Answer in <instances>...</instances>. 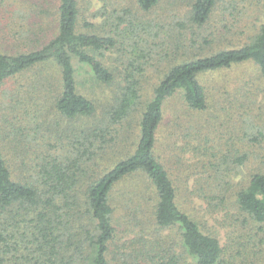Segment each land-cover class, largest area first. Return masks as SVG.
<instances>
[{"label":"trees","instance_id":"trees-1","mask_svg":"<svg viewBox=\"0 0 264 264\" xmlns=\"http://www.w3.org/2000/svg\"><path fill=\"white\" fill-rule=\"evenodd\" d=\"M189 1V21L196 30L207 28L220 12V25L229 32L239 29L237 46L174 61L147 102L135 88V76L127 75L124 92L98 119L97 104L80 92L78 78L85 74L100 84H114L116 77L101 58L115 49L116 41L95 33L87 21L82 27L89 31L79 29L78 0H57L52 7L36 3L7 20L1 12L7 0H0V264H111L119 233L112 193L132 176L143 184L137 188V203L127 206V224L153 203L154 234L137 222L140 232L120 247V264H264V153L235 144L222 158L208 153L212 156L202 160L203 171L192 172L197 177L188 184L192 195L211 210L223 207V218L232 219L222 243L182 207L183 188L172 180L157 148L165 104L177 93L190 111L202 113L210 103L221 109L222 118L240 122L233 126L240 132L238 140L249 137L247 116L252 117L254 104L242 103L237 111L235 95L221 103L202 81L249 66L264 82V0ZM162 2L137 0V5L150 13ZM130 17L152 25L137 14ZM246 18L252 21L241 24ZM135 20L125 30L135 32L140 23ZM257 21L261 25L251 28ZM251 78L244 88H253ZM134 113L140 114L135 150L112 169L95 171L99 153L116 143L113 130L118 133L117 126ZM258 129L248 139L251 144L261 143L264 133ZM238 174L248 177L247 185L232 184Z\"/></svg>","mask_w":264,"mask_h":264},{"label":"rangeland","instance_id":"rangeland-1","mask_svg":"<svg viewBox=\"0 0 264 264\" xmlns=\"http://www.w3.org/2000/svg\"><path fill=\"white\" fill-rule=\"evenodd\" d=\"M36 3L52 7V4H57V0H7L2 4L4 8L1 9L2 17L4 20L10 19L13 13L19 10L28 11ZM191 3L192 1L189 0H163L152 12L144 13L139 9L137 0H78L81 17L79 29L82 32H88L89 30H85L82 24L83 21L90 22L96 27L95 33L112 37L117 44L115 49L106 52L101 58L105 66L114 73L116 77L114 84L110 86L100 84L85 74H80L78 78L80 92L97 104V118L100 114L104 118L103 113L111 108L113 99L124 92L127 75L135 76L137 80L135 88L141 94L143 102H147L154 88L162 81L174 61L181 63L187 59L237 46L239 29L235 30L236 33L234 30L229 32L224 25H220V12H217L207 28L196 30L189 21ZM130 14H137L139 18L142 16L152 25L142 26L141 22L130 17ZM253 16L252 14L251 18ZM251 18H246L247 22L243 21L241 24L248 23ZM130 20H135V24L139 23L135 32L125 30V28L132 29L128 26ZM228 20L233 23L234 18L228 16ZM260 23L257 21L251 28L260 26ZM151 28L155 30L152 31ZM207 44L210 46L206 47ZM254 73V68L244 66L236 70L208 75L202 81L208 91L215 90L212 97L215 100L219 99L221 103L224 98H232L235 95L238 102L234 104V107L237 111L242 103L254 104L250 106L253 109L252 117L247 116L250 118V126L248 125L250 134L245 140H238L240 132L233 129V126L240 123L239 121L234 122L226 120L225 117L222 118L221 109L217 110L211 106V103L202 113L190 111L182 93H177L166 102L164 122L159 133L158 154L166 165L172 180L183 188L182 207L205 232L216 233L222 243L225 242L227 231L232 229L230 227L232 219L223 218L225 215L223 207L217 211L209 209L204 201L192 195L193 186H188V184H193V180L197 178L192 176L193 171L197 170L199 174L203 171L200 168L202 160L205 158L210 160L212 155L222 158L228 155V151L235 144H237L235 147L237 149L244 147L253 149L256 153H264V136L260 137V144L248 142L251 135L254 138V135L258 134V126L264 133V82L252 75ZM248 76L254 77L251 81L255 85L251 89L243 86ZM27 79L28 75L24 77L25 81ZM250 90L251 92L247 93ZM244 93L247 97L250 96L248 97L250 101L243 96ZM139 117L140 114L134 113L125 119L122 125L117 126L118 133L113 130V134L117 137L116 143H110L104 154L99 153V164L97 161L93 164L95 171L103 173L105 169L106 171L112 169L119 160L135 150L138 142ZM95 121L96 119L91 120L92 124H95ZM67 124L71 125L70 122ZM67 124L63 123L61 126L64 128ZM188 133L191 135L190 138ZM56 139L59 140L58 137ZM239 141L242 143H238ZM187 142L190 144L189 149L184 152L182 147ZM196 145L199 148L201 146V149L198 150ZM208 153L212 155L208 156ZM247 181L248 177L238 174L232 184L235 186L237 184L239 188L241 185H247ZM240 182L243 184H239ZM141 184H143L141 177L132 176L120 183L112 193V206L115 210V221L119 233L116 246L110 254L111 264H120L118 261L119 256H122L120 247L140 232L141 227H135L137 222H142V226L150 234H154L155 207L153 203L147 204L141 211L142 213L136 216L135 221L133 217H130L131 223L127 224L131 213L127 206L137 203V188ZM235 188H231V192L236 191ZM119 219L121 224L118 225Z\"/></svg>","mask_w":264,"mask_h":264}]
</instances>
